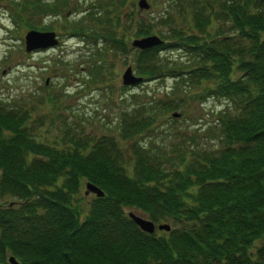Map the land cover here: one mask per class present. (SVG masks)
I'll use <instances>...</instances> for the list:
<instances>
[{
    "label": "trees",
    "instance_id": "16d2710c",
    "mask_svg": "<svg viewBox=\"0 0 264 264\" xmlns=\"http://www.w3.org/2000/svg\"><path fill=\"white\" fill-rule=\"evenodd\" d=\"M168 1L167 13L134 21V34L164 39L146 48L129 46L119 33L125 24L103 11L73 26L85 32L94 25L104 51L138 49L142 79L135 84L174 78L154 103L120 110L119 136L64 127L50 145L32 134L30 108L0 101V264H264V0ZM10 2L17 22L45 30L39 17L49 1ZM162 48L189 63L159 58ZM95 62L92 73H105ZM208 97L225 103L187 133L182 106ZM177 108L164 126L182 133L180 144H169L177 133L168 144L143 140L161 111ZM87 181L104 194L85 196ZM5 195L11 199L2 201ZM126 207L170 228L144 230Z\"/></svg>",
    "mask_w": 264,
    "mask_h": 264
},
{
    "label": "rangeland",
    "instance_id": "374dc122",
    "mask_svg": "<svg viewBox=\"0 0 264 264\" xmlns=\"http://www.w3.org/2000/svg\"><path fill=\"white\" fill-rule=\"evenodd\" d=\"M46 1L50 3V10L47 15L39 17V22L46 26L44 29L55 30L59 42L49 48L26 51L24 34L30 25L23 26L21 22L16 21L13 15L15 7L11 5L10 0H0V101L17 106L24 105L31 109L30 118L34 120L31 121V124L34 123L31 132L36 139L50 145L56 141L60 142L64 127L77 128L81 130V135L90 134L93 137L109 133L119 136L116 132L118 128L116 123L124 106L130 104V107H133L144 101L154 103L153 99L165 95L172 89L174 78L170 76L141 81L140 84H129L125 89L120 88V85H123L122 75L128 64L138 74L135 68L136 60L139 58L138 49L131 47L122 53H114L110 49L104 51L105 41L102 40L101 34L98 36L96 28L95 32L93 31L94 25L88 27L85 32L73 28L85 19L88 20L92 11L98 10L96 17L103 11L105 16H111L113 19L118 16L121 23L125 24L123 29H119V33L131 46V41L136 37L151 34L161 37L158 32L142 36L134 34V21L139 17L156 18L167 13V7L171 6L170 1L146 0L147 7H141L139 0L119 1L110 6L105 3L101 5L103 0ZM174 10L176 12L173 15L181 21L179 10ZM90 23L91 21H87V24ZM157 25L162 27L161 24ZM119 26L121 24H118ZM158 57L170 59L171 62L183 60L186 64L190 60L186 54L168 48L159 50ZM100 59H104V63ZM94 61L103 63L106 72L103 73L102 70L92 73L90 69L93 68ZM120 94H127V99L120 98ZM224 103V100L215 97H208L202 101L190 100L182 106L185 113L180 119L183 122L181 125L189 126L185 127L187 133H192L195 128L202 129L206 121L213 119L212 113L223 107ZM180 110L177 108L169 112L161 111L162 115H159L151 127L141 134L143 140L152 136L156 139L155 143L168 144L169 138H173L177 133L169 144L171 146L174 143L180 144L182 133L177 131L176 127L164 126L167 116ZM190 115L193 119L187 118ZM163 129H171V132ZM164 136L167 138H162ZM187 144L188 142L182 144V147L185 148ZM81 191L85 192L84 182ZM84 194L90 198L93 193ZM9 199L11 196L7 195L1 198L2 201ZM88 199L84 201L87 202ZM125 209L149 218V215L140 209L134 207ZM157 224L156 221L155 225ZM160 231L161 229H155V233Z\"/></svg>",
    "mask_w": 264,
    "mask_h": 264
},
{
    "label": "water",
    "instance_id": "95a60500",
    "mask_svg": "<svg viewBox=\"0 0 264 264\" xmlns=\"http://www.w3.org/2000/svg\"><path fill=\"white\" fill-rule=\"evenodd\" d=\"M139 5L141 7H147L148 2L146 0H139ZM163 40L156 34L146 35L142 37H136L131 41V44L139 48H146L154 44L161 43ZM25 50L31 51L37 48H46L52 46L58 42V36L55 30H40L35 28L28 29L24 34ZM142 79L141 75H137L133 72V69L130 64L125 68L122 75L123 84H134L139 82ZM173 115H179L178 111H174ZM94 192L97 195H103L104 191L95 183L87 181L85 184V193ZM129 216L144 230L153 231L155 227L169 229L170 225L168 223H158L155 225V222L152 219L146 218L137 214L133 211H128ZM9 260L12 263H16V260L13 256L9 257Z\"/></svg>",
    "mask_w": 264,
    "mask_h": 264
}]
</instances>
